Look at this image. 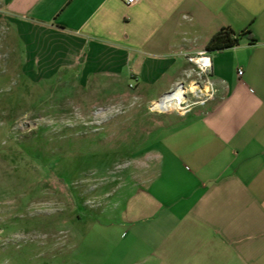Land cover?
I'll return each instance as SVG.
<instances>
[{"label": "crops", "instance_id": "obj_1", "mask_svg": "<svg viewBox=\"0 0 264 264\" xmlns=\"http://www.w3.org/2000/svg\"><path fill=\"white\" fill-rule=\"evenodd\" d=\"M0 23L30 81L72 71L82 81L118 78L156 99L190 80L186 57L220 29L250 30L256 43L208 53L212 100L151 125L124 256L264 264V0H0Z\"/></svg>", "mask_w": 264, "mask_h": 264}, {"label": "rangeland", "instance_id": "obj_2", "mask_svg": "<svg viewBox=\"0 0 264 264\" xmlns=\"http://www.w3.org/2000/svg\"><path fill=\"white\" fill-rule=\"evenodd\" d=\"M18 54L0 23V264H127L137 154L151 125L195 106L155 111L161 98L72 71L30 81ZM192 67L178 85L187 105L201 82Z\"/></svg>", "mask_w": 264, "mask_h": 264}, {"label": "built area", "instance_id": "obj_3", "mask_svg": "<svg viewBox=\"0 0 264 264\" xmlns=\"http://www.w3.org/2000/svg\"><path fill=\"white\" fill-rule=\"evenodd\" d=\"M124 5L127 7L133 6L138 0H121ZM186 60L192 64L196 70L197 75L199 77L200 83H197L196 86L198 87L197 91H194L195 97L197 100L189 105L186 103V98L184 99L183 103L181 104V111H185L187 109H190V107L193 106H203L205 105L209 100H212L215 97L216 89L210 80V70H211V59L207 52L201 51L196 53L193 56L186 57ZM238 75L241 76L242 72L239 71ZM132 87V86H130ZM204 91V92H202ZM172 93V92H171ZM185 97V95H184ZM162 98V97H161ZM160 101V99L158 100ZM176 111V110H175Z\"/></svg>", "mask_w": 264, "mask_h": 264}, {"label": "trees", "instance_id": "obj_4", "mask_svg": "<svg viewBox=\"0 0 264 264\" xmlns=\"http://www.w3.org/2000/svg\"><path fill=\"white\" fill-rule=\"evenodd\" d=\"M244 39H246L251 45L256 43L255 38L248 29L236 32L231 28H222L207 42L205 46V52H222L224 50L238 46L239 43Z\"/></svg>", "mask_w": 264, "mask_h": 264}, {"label": "bare ground", "instance_id": "obj_5", "mask_svg": "<svg viewBox=\"0 0 264 264\" xmlns=\"http://www.w3.org/2000/svg\"><path fill=\"white\" fill-rule=\"evenodd\" d=\"M193 88V92L198 90V87L196 85ZM183 101V90L181 87H178L176 91L165 95L160 99V101H157L153 104L157 109H153V105L151 106V108L155 111H161L172 108L181 111V104L183 103Z\"/></svg>", "mask_w": 264, "mask_h": 264}]
</instances>
